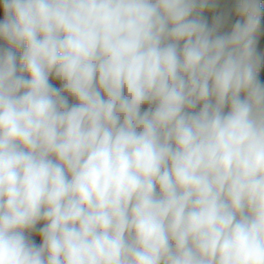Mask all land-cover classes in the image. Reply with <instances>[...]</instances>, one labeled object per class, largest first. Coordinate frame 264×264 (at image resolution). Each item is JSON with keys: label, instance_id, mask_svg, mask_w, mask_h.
Returning a JSON list of instances; mask_svg holds the SVG:
<instances>
[{"label": "clouds", "instance_id": "1", "mask_svg": "<svg viewBox=\"0 0 264 264\" xmlns=\"http://www.w3.org/2000/svg\"><path fill=\"white\" fill-rule=\"evenodd\" d=\"M214 4L0 0V264H264L262 9Z\"/></svg>", "mask_w": 264, "mask_h": 264}, {"label": "rangeland", "instance_id": "2", "mask_svg": "<svg viewBox=\"0 0 264 264\" xmlns=\"http://www.w3.org/2000/svg\"><path fill=\"white\" fill-rule=\"evenodd\" d=\"M222 3H223V11L221 15H222V19L224 20V25L226 28H227V25L233 27L234 24L237 22V20H242V18L237 16L235 13V7H236L237 0H222ZM260 6L262 9V15H261L260 27L256 34V54L261 58V62H260V66L258 69L257 76H258L259 81L262 84H264V0H260ZM2 19H3V12H2V8H0V20ZM7 47L8 45L6 44V42L0 40V49H5ZM13 50L16 51V55L19 57V55L21 54V50H16V49H13ZM50 83H52L53 86L57 88L62 86L59 81L53 78H50ZM68 99H69L70 104L75 103V101H73L71 97H68ZM148 107L149 105L145 104L144 106H142L141 111L143 112L147 110ZM199 107L200 106L198 105L196 109L197 111L199 110ZM227 110L228 109L226 108L225 111Z\"/></svg>", "mask_w": 264, "mask_h": 264}, {"label": "crops", "instance_id": "3", "mask_svg": "<svg viewBox=\"0 0 264 264\" xmlns=\"http://www.w3.org/2000/svg\"><path fill=\"white\" fill-rule=\"evenodd\" d=\"M223 3L222 0H215L214 6H209L205 8L199 15L204 21L207 22L209 27H212L217 22V18H220L221 24L218 30V34H227L231 32L232 27L227 25V28L224 25V20L222 19ZM223 20V21H222ZM42 223L37 225V228L42 227ZM26 235L30 240L35 241L37 244L41 243V238L37 231L33 230L32 232H27Z\"/></svg>", "mask_w": 264, "mask_h": 264}]
</instances>
